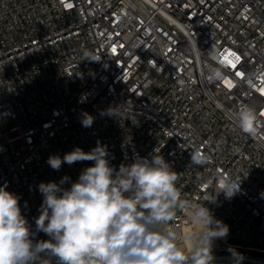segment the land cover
Returning a JSON list of instances; mask_svg holds the SVG:
<instances>
[{
	"label": "built area",
	"instance_id": "obj_1",
	"mask_svg": "<svg viewBox=\"0 0 264 264\" xmlns=\"http://www.w3.org/2000/svg\"><path fill=\"white\" fill-rule=\"evenodd\" d=\"M244 104L255 136L237 127ZM98 142L117 171L163 156L181 198L229 227L214 264H264V0H0V186L36 240L49 239L36 229L38 185L67 176L70 188L94 164L53 170L49 156ZM229 178H241L233 197L204 201ZM186 212L168 226L195 234Z\"/></svg>",
	"mask_w": 264,
	"mask_h": 264
},
{
	"label": "clouds",
	"instance_id": "obj_2",
	"mask_svg": "<svg viewBox=\"0 0 264 264\" xmlns=\"http://www.w3.org/2000/svg\"><path fill=\"white\" fill-rule=\"evenodd\" d=\"M108 115L120 113L109 109ZM93 120L85 114L82 125L90 127ZM235 121L241 132L257 134L254 107L241 105ZM107 157V148L99 142L87 152L75 147L63 158L49 156L53 170L64 163L94 164L83 169L70 188L62 187L67 176L59 183L38 185L43 201L36 229L48 240L35 239L22 215L20 197L8 191L7 184L0 186V264H214V240L226 237L229 227L203 203L188 204L181 198L178 174L163 156L155 150L151 160L137 158L118 171ZM206 161V156L192 155L194 164ZM240 179H221L214 198L204 201H215L221 192L233 197ZM177 209H187L185 222L195 226V234L182 235L168 226Z\"/></svg>",
	"mask_w": 264,
	"mask_h": 264
},
{
	"label": "rangeland",
	"instance_id": "obj_3",
	"mask_svg": "<svg viewBox=\"0 0 264 264\" xmlns=\"http://www.w3.org/2000/svg\"><path fill=\"white\" fill-rule=\"evenodd\" d=\"M69 88H70V90H71L72 92H77V91L79 90V85H78V83H71V84L69 85ZM116 165H118V166L122 165V161H121V160H118V161L116 162Z\"/></svg>",
	"mask_w": 264,
	"mask_h": 264
},
{
	"label": "snow or ice",
	"instance_id": "obj_4",
	"mask_svg": "<svg viewBox=\"0 0 264 264\" xmlns=\"http://www.w3.org/2000/svg\"><path fill=\"white\" fill-rule=\"evenodd\" d=\"M237 59H239V57H237ZM239 74V73H238Z\"/></svg>",
	"mask_w": 264,
	"mask_h": 264
}]
</instances>
